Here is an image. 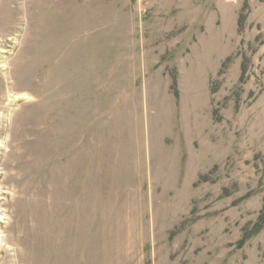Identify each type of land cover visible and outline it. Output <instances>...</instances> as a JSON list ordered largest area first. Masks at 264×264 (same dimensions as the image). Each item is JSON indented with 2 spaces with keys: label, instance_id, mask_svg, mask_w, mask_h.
<instances>
[{
  "label": "rangeland",
  "instance_id": "obj_1",
  "mask_svg": "<svg viewBox=\"0 0 264 264\" xmlns=\"http://www.w3.org/2000/svg\"><path fill=\"white\" fill-rule=\"evenodd\" d=\"M0 264H264V0H0Z\"/></svg>",
  "mask_w": 264,
  "mask_h": 264
},
{
  "label": "bare ground",
  "instance_id": "obj_2",
  "mask_svg": "<svg viewBox=\"0 0 264 264\" xmlns=\"http://www.w3.org/2000/svg\"><path fill=\"white\" fill-rule=\"evenodd\" d=\"M2 200V197H0V201ZM3 209L4 208H2L1 206H0V220H2V219H4L5 220V218H6V214H5V212L3 211ZM0 234H2L1 233V231H0ZM2 236L0 235V249H2V247H1V244L4 242V240H2Z\"/></svg>",
  "mask_w": 264,
  "mask_h": 264
}]
</instances>
